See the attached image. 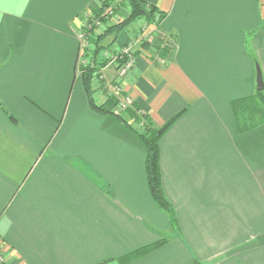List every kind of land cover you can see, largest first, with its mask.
I'll use <instances>...</instances> for the list:
<instances>
[{
    "label": "crops",
    "instance_id": "obj_1",
    "mask_svg": "<svg viewBox=\"0 0 264 264\" xmlns=\"http://www.w3.org/2000/svg\"><path fill=\"white\" fill-rule=\"evenodd\" d=\"M103 1L0 0L5 263L123 264L165 239L126 264H264V125L240 132L231 110L257 91V66L264 79V0H145L173 48L139 46L119 82L158 126L182 112L160 141L176 227L151 194L140 127L94 111L80 78L78 33ZM101 73L114 92L116 66Z\"/></svg>",
    "mask_w": 264,
    "mask_h": 264
},
{
    "label": "trees",
    "instance_id": "obj_2",
    "mask_svg": "<svg viewBox=\"0 0 264 264\" xmlns=\"http://www.w3.org/2000/svg\"><path fill=\"white\" fill-rule=\"evenodd\" d=\"M112 5V13H110L107 10L112 7ZM123 8L127 9L128 15L122 20L112 22V19H117V17H119V12H121ZM91 11L93 14L88 18L89 29L87 30L89 48L84 50V55L89 59L86 64H82L79 67L80 78L89 105L94 111L112 115L127 126L133 127L134 130L140 127L137 133L146 149V173L151 194L157 204L171 215L173 226L176 227L174 209L167 200L162 186L160 141L165 132L178 119L182 112L168 120L164 125L157 126L152 117L147 112L143 111L142 107L137 102L132 101L131 105L123 109H118L117 107L119 106L121 97H126L127 93L123 90H116L118 86V82L116 81L112 82L114 91L112 92L105 80L101 77L102 68L108 64L114 62L118 70L127 61L128 55L123 50L116 52L111 47H113L119 35L126 30L129 25L138 20H144L148 26L144 34L149 35L150 31L155 30L154 28L159 29L160 23L165 18V14L145 0H122L117 2L114 0H105L101 2L97 9L93 8ZM96 19L104 26H96L94 22ZM141 39V48H152L153 42L151 43L145 40L144 37ZM168 39L167 36H163L160 42L162 46L160 47V44L158 45L155 43V49H161L160 51L163 53L165 51L166 55L170 54L173 44L171 40ZM136 54L137 51L134 49V57ZM113 58H115L114 61ZM97 89L101 90L103 96L106 98L103 103H97L95 100L94 93ZM231 110L240 132H247L260 125H264V90L256 91L249 96L234 99L231 102ZM165 241V239H162L147 246L140 247L121 256L119 261L126 264L160 247Z\"/></svg>",
    "mask_w": 264,
    "mask_h": 264
},
{
    "label": "built area",
    "instance_id": "obj_3",
    "mask_svg": "<svg viewBox=\"0 0 264 264\" xmlns=\"http://www.w3.org/2000/svg\"><path fill=\"white\" fill-rule=\"evenodd\" d=\"M117 1H122V0H115V2ZM112 7H110L107 11L112 13ZM96 26L98 27H103L104 25L102 23L99 22V20H95L94 21ZM147 24H145L146 26ZM89 29V25H88V19H85V23L83 25V27L79 30L78 36H79V40L81 41V48H82V52H81V61L79 63V67L82 64H86L87 63V58L84 55V50H86L87 48H89V42L87 40V30ZM155 31H157V28H154ZM159 31V29H158ZM127 55H128V59L127 61L124 63V65L119 68L117 70V79H118V86L116 87L117 91H121V83L119 82L120 79H122L127 73L128 71L133 67L134 62H135V57L133 55V50H134V46L133 43H129L127 44V46L123 47L122 49ZM108 56V55H106ZM115 60V58H113V61ZM113 63V62H112ZM131 105V102L129 101V98L127 97H121L120 99V103L119 106L117 107L118 109L120 108H125L127 106ZM0 264H6L5 263V259H4V252H3V248L0 247Z\"/></svg>",
    "mask_w": 264,
    "mask_h": 264
},
{
    "label": "rangeland",
    "instance_id": "obj_4",
    "mask_svg": "<svg viewBox=\"0 0 264 264\" xmlns=\"http://www.w3.org/2000/svg\"><path fill=\"white\" fill-rule=\"evenodd\" d=\"M92 11L89 10L88 14L86 15V18L88 19L90 16H92ZM124 15L123 16H120V20H122L126 15L125 14H128L124 11L123 13ZM119 17H117L118 19ZM112 22H115L116 19H112L111 20ZM145 21L144 20H138L136 22H134L133 24L129 25V28H127L126 30L123 31V33H128L130 31L133 32L132 34V38H133V41L129 42V43H133V46H134V49L138 50L139 46H140V41L142 40L141 38L144 37L145 40H148L152 43V48L155 49L154 45L155 43L158 44V42H161V40L163 39V36H167L165 35L161 30L158 31H150L149 32V35H145L144 32L147 30V25L145 26ZM168 37V36H167ZM169 38V37H168ZM170 40V38L168 39ZM142 49L144 50H149L151 49V47L149 49L143 47ZM113 65H115V63L113 62L112 63ZM131 70V69H130ZM129 70V71H130ZM128 71V72H129ZM127 75V74H126ZM125 75V76H126ZM124 76V77H125ZM98 91V90H97ZM118 93V92H117ZM98 96V95H97ZM97 96H95L97 98ZM118 96V95H116ZM119 97V96H118ZM127 98H129V101L132 103L133 101V98L131 97V95L128 96V94L126 95ZM154 123L156 124V122L154 121ZM157 125V124H156ZM141 127H143L142 125H140ZM158 126V125H157ZM142 129V128H141ZM0 247H2V244H0Z\"/></svg>",
    "mask_w": 264,
    "mask_h": 264
},
{
    "label": "water",
    "instance_id": "obj_5",
    "mask_svg": "<svg viewBox=\"0 0 264 264\" xmlns=\"http://www.w3.org/2000/svg\"><path fill=\"white\" fill-rule=\"evenodd\" d=\"M264 90L263 74L259 66H257V91Z\"/></svg>",
    "mask_w": 264,
    "mask_h": 264
}]
</instances>
